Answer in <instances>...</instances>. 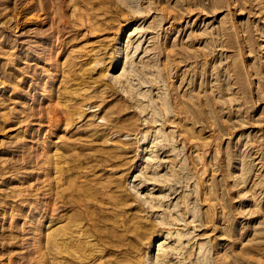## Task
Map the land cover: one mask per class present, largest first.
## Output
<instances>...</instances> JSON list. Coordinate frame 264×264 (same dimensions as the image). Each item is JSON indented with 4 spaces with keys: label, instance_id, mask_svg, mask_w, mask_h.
Returning <instances> with one entry per match:
<instances>
[{
    "label": "rangeland",
    "instance_id": "obj_1",
    "mask_svg": "<svg viewBox=\"0 0 264 264\" xmlns=\"http://www.w3.org/2000/svg\"><path fill=\"white\" fill-rule=\"evenodd\" d=\"M0 264H264V0H0Z\"/></svg>",
    "mask_w": 264,
    "mask_h": 264
}]
</instances>
